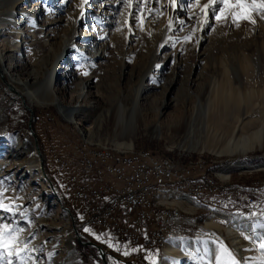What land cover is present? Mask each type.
I'll list each match as a JSON object with an SVG mask.
<instances>
[{"label":"rangeland","instance_id":"374dc122","mask_svg":"<svg viewBox=\"0 0 264 264\" xmlns=\"http://www.w3.org/2000/svg\"><path fill=\"white\" fill-rule=\"evenodd\" d=\"M99 1L90 0L87 9H91V15L94 16L92 19L90 16L84 24L86 26L82 21L80 23V18L78 24L75 20L78 31H91L93 25L96 29L103 26L105 17L95 14L97 5L91 7ZM31 2L28 1V9ZM207 3L208 0H175L174 3L170 0H130L128 7L121 11L118 24L111 29L110 40L114 48L107 59L89 65L73 53L68 55L65 69L57 78V86H63L65 90H59L56 94L69 106H73L76 101L81 104L75 115L87 127L86 132L83 126L79 127L64 119L55 105H33L31 116L21 104L20 98L6 91L8 87L0 75V160L14 158L9 155L10 150L16 148L18 138L26 139L34 145L31 128L46 163L45 171L66 207L72 212L78 231L103 247L109 264L142 263L134 260L135 250L121 243L109 230L93 227L83 221L85 205L65 194L64 173L53 159L57 155L73 161V150L86 142L97 151L107 147L109 152H121L119 154L147 149L155 158H172L177 160L178 165L184 166L207 159L208 173L202 176L218 181L224 188L237 185L241 193L231 198L223 192L208 195V206L202 199L200 207L206 209L199 208L187 214L190 217L196 216L197 226L191 229L182 226V230L188 231L169 233L166 244L193 240L197 245L206 241L203 249L197 246L188 249L194 256L204 253L203 264H264V249L260 248V244L264 243V234L244 236L248 247L243 257L240 249H233L226 231L229 226L237 228L245 223L264 225V169H233L225 176L227 179L219 174V170L235 161H244L250 166L264 162V136L257 140L263 145L261 148L239 155L225 153L228 124L237 121L258 122L255 120L257 110L264 103V89H261L264 87V9L253 11L251 20L238 22H233L231 14L219 21L209 14L207 24L202 26L205 20L203 6ZM177 4H181L185 11L174 16ZM38 7V12H47L43 4ZM33 9L30 7L31 12ZM214 11L219 13V8ZM42 17L39 16L41 21L38 23L34 44L28 41V30H23L25 24L20 25L22 30L17 35L6 34L10 30L8 28L0 31V54L5 59L4 66H10L23 75L38 72L39 77L52 67L55 54L62 45L59 33L69 35L71 22L57 26L51 24L50 17L49 22H45L46 19L44 21ZM72 17H76V14ZM127 17L130 18L129 25L125 24ZM44 37L50 39L49 46H41ZM13 44L18 45L16 51L10 50ZM154 60L160 65L153 67L144 80L145 90L138 104L135 122L139 127L138 133L132 138V145L124 147L118 142L127 138H121L119 127L115 128L111 111L117 102L123 104L126 114L131 110L141 77ZM246 60L249 62L247 66L244 64ZM69 71L75 74L72 80L63 76L65 72L69 74ZM225 83L235 91L236 101L225 103L221 97L223 92L215 98V91L220 90ZM210 89L213 92L208 102ZM24 99L27 104V99ZM245 108H252L249 115H245ZM107 112L111 115L106 116ZM188 122H206V128L196 127L198 130L190 138L187 135ZM218 122L223 124L218 125ZM154 126H159L160 132L152 131ZM87 133L92 140L84 138ZM230 145L235 146V143L231 142ZM26 156L25 153L19 158ZM216 164H220V167H215ZM76 172L82 176V170ZM4 174L0 176V203L10 210L0 209V225L8 224L12 228L22 229L13 232V235L18 237L19 248L24 249L26 243L30 251L20 253L24 257L23 262L15 255L8 257L5 252L3 264H8L9 259L13 264H50L49 260L41 256L43 248L37 250L34 246L44 231L38 229L37 224L45 222L56 225L55 244L59 246L67 239L69 232V228L63 226V211L47 195L45 185L39 180L30 184L28 176L18 179L12 172ZM87 176L92 179L91 174ZM27 190L33 198L25 199L28 196ZM9 191H14V195ZM250 197L253 202H250ZM214 212L245 218L242 220L217 215L213 217L217 225L215 230L202 228L205 219ZM86 228L90 231H85ZM19 240L24 243H19ZM213 243H216V248H213ZM78 246L75 245V250L84 264L102 263L93 247ZM125 252L128 254L125 255ZM161 252V249H154L150 257L146 256L147 264H159ZM190 263L191 259H188L180 264ZM172 264L176 262L172 261Z\"/></svg>","mask_w":264,"mask_h":264},{"label":"bare ground","instance_id":"6f19581e","mask_svg":"<svg viewBox=\"0 0 264 264\" xmlns=\"http://www.w3.org/2000/svg\"><path fill=\"white\" fill-rule=\"evenodd\" d=\"M28 1L30 0H0V31H5L7 28L10 29L6 34L13 33L15 35L20 34L22 27L20 25L25 24L23 30H28L27 38H29V42L32 44L35 42L36 32H38V23L39 16L43 15L42 19L45 22H50L53 25L57 26H65L71 22L70 34L67 35L64 32L59 33V38L62 39V45L59 51L55 54V60L50 69H46L41 77L38 76V72L28 73L23 75L20 72L14 71L10 66H4V58L0 54V74L3 76V80L5 81L8 89L7 92H13L17 97L22 98L27 107L32 109L33 105H55L58 108V111L62 115L64 119L69 122H73L77 126H83L80 119L76 118V112L81 107L77 101L73 106H69L65 104V101L61 97H57V91H64L65 88L63 86H57V78L60 76L62 70L65 69V65L68 62V55L73 53L78 57L79 60L83 62L93 65L98 61L105 60L108 57V54L113 52L114 46H112V41L110 40L111 29L115 28L118 24L119 17L121 15V11L128 7L130 0H100L95 5L97 10L94 11L95 14H100V17L104 18V23L101 28L91 27V31H78L77 24L78 19L80 18V23L82 21L83 25L88 22V20L93 18L94 15H91L93 11L91 9H87L90 0H32L31 6L29 5L28 9ZM86 4L84 8L83 4ZM43 4L46 14L44 12H38L39 5ZM155 5V4H154ZM90 6V5H89ZM164 6V5H161ZM30 7H34L31 12ZM37 7V8H36ZM152 8H155L154 6ZM85 11V12H84ZM185 9L182 8L181 4H177L173 15L182 14ZM76 14V17H72L73 14ZM173 16V17H174ZM175 18V17H174ZM77 19V20H76ZM75 20L77 24H75ZM94 20V19H93ZM95 21V20H94ZM37 22V25H36ZM44 22V24H45ZM130 18L127 17L125 19V24L129 25ZM150 22V21H149ZM42 23V22H41ZM95 23V22H94ZM7 27H2V26ZM86 26V25H84ZM19 29V30H18ZM49 29H46V31ZM42 32V30L39 29ZM44 31V30H43ZM4 33V32H3ZM43 34V33H42ZM25 35V34H24ZM27 41V39H26ZM50 39H46L41 42V46H49ZM18 45L13 44L11 51H16ZM156 56V55H155ZM154 56V57H155ZM244 64L247 66L249 62L246 60ZM160 64L156 62V60L152 61L149 69L142 75L140 84L136 90V93L133 98V103L131 110L126 114L124 106L121 102H117L112 109V117L115 121V128L119 127L118 133L121 138H127L125 141H119L118 144L122 146L130 147L132 145V138L137 135V131L139 127L137 126L136 117L138 115V104L141 99V96L145 90L144 80L147 76H149L151 69L153 67H157ZM67 73V74H66ZM77 73V70L75 71ZM62 74V73H61ZM75 74L69 71L63 74L64 77L71 79ZM78 75V74H77ZM5 77V78H4ZM72 80V79H71ZM70 81V80H68ZM226 85L221 87L220 90L215 91V98L217 95L223 94V100L225 103H228L233 100L236 101L235 91L231 86L227 87ZM264 86V85H263ZM262 86V87H263ZM261 89H264L261 88ZM212 89L208 91V102H210V95L212 94ZM219 97V96H218ZM27 99V104L25 99ZM261 106V105H260ZM252 109V108H251ZM251 109H244L245 115H249ZM106 116H110L109 112L105 114ZM251 117V116H250ZM258 122H231L228 125L227 132L225 135H228V142L226 146L225 153H234V154H245L248 150H252L255 148H261L263 145L257 140L264 136V103L257 110V116L255 118ZM223 124V122H218V125ZM248 125H251V128H247ZM196 127L199 129L206 128V122H188L187 123V135L188 137H193L195 135ZM86 132L87 127H84ZM246 129V130H245ZM154 132H160L159 126H154L152 128ZM84 138L86 140H92L89 133L84 134ZM193 139V138H192ZM235 141V142H234ZM231 142L235 143V146H231ZM87 143V142H86ZM88 147L96 150L92 147V144H86ZM95 145V144H94ZM16 148H12L10 150L11 158L10 160H0V176L4 173L12 172L18 179H22L28 176L29 183H34L36 181H40L46 187L47 195H50L49 189L47 188L41 172L40 165V157L38 156L36 146L33 145L28 140H24L23 138H18V142L15 144ZM231 146V147H230ZM10 147V146H9ZM84 147V145L82 146ZM104 148V149H103ZM11 149V148H10ZM103 149V151H102ZM101 152H109L107 147H102ZM100 151V150H99ZM120 151V150H119ZM117 152V151H116ZM153 154L150 151H147ZM27 154L25 158H19L22 154ZM118 153V152H117ZM121 153V152H119ZM118 153V154H119ZM125 153V152H124ZM132 153V152H131ZM129 154H119V157H127ZM222 153V152H220ZM31 155L29 158L28 155ZM154 155V154H153ZM18 160H14V159ZM162 159V158H155ZM169 159V158H167ZM172 159V158H171ZM44 161V159H43ZM24 164V165H23ZM202 165V160H197L195 162H190L186 166H195ZM184 166V165H182ZM44 167V162H43ZM253 168H263L264 162L257 165H247L244 161H235L227 164L221 170H219V174L223 176H227V173L232 171L233 169L237 170H246ZM45 169V168H44ZM203 173H199V181L200 183H208V177H203ZM207 175V173H205ZM5 175V174H4ZM226 178V177H225ZM228 178V177H227ZM226 178V179H227ZM211 180L212 186L224 187L218 181L213 179ZM9 193H13L14 191H9ZM38 193V192H37ZM33 194V193H32ZM25 199L33 198L30 195V192H26ZM159 200V192H152L149 195V203H147V210H150L151 215H159L161 214V207L154 206ZM202 202L198 196L191 194L190 192H178V199L176 198V188H165L163 189L162 196V205L168 212H176L179 215H183L184 217H190L187 214H192L196 209H199ZM65 222L63 226L65 229L69 228L68 236L66 240L62 241V244L57 246L55 244L57 240V234L54 227L56 225L39 222L37 224L38 229H44V231L40 235L39 241L34 244L35 248L40 250L43 248V252L41 256L45 260H49L50 264H84L79 256L76 253L75 245L77 242V237L73 231L71 220L68 212H63ZM220 215L221 217H232L234 219H242L244 220V216H230L227 214H219L217 212L212 213L209 217H207L202 225V228L211 230L216 229L217 225L213 220L214 216ZM182 226H189V223H182ZM227 238L233 244L234 250L236 248L240 249L241 254L245 257V251L248 247V243L244 241V236L246 235H258L264 234V225L254 226L251 223H245L240 227L234 228L229 226L227 228ZM178 233V232H177ZM56 234V235H55ZM59 236V235H58ZM169 233L164 235V243L161 252V259L159 264H172V261H175L176 264H180L185 260L191 259V263L203 264L205 261L204 253L201 256L192 255L188 249L191 248H200L203 249L206 245V241H202L196 243L195 245L193 240H189L186 243L181 241H175L166 244ZM166 244V245H165ZM165 245V246H164ZM213 248H216V243H213ZM94 248V247H93ZM95 249V248H94ZM96 250V249H95ZM197 250V249H195ZM97 251V250H96ZM52 254L49 256V254ZM98 253V252H97ZM98 257L100 255L98 254ZM100 259V258H99ZM102 262V261H101ZM95 264H103L100 262H96ZM109 264V263H108Z\"/></svg>","mask_w":264,"mask_h":264},{"label":"built area","instance_id":"2783aa9c","mask_svg":"<svg viewBox=\"0 0 264 264\" xmlns=\"http://www.w3.org/2000/svg\"><path fill=\"white\" fill-rule=\"evenodd\" d=\"M73 153V161L53 156L64 173L63 191L85 205V223L109 230L121 243L135 250L134 260L142 264H147L149 250H162L166 233L188 231L182 230V223H189V229L197 226L196 216L184 217L163 207V189L176 188L177 199L178 192H190L204 199L207 206L208 195L223 192L231 198L241 193L237 185L212 186L209 177L208 183H200L199 173H208L207 159H202V165L182 166L175 159H155L147 149L119 157L116 151L101 152L85 144L76 147ZM76 170H82V176ZM152 192H159V200L154 203L161 207L159 215H151L147 210ZM249 200L253 202L251 197Z\"/></svg>","mask_w":264,"mask_h":264},{"label":"snow or ice","instance_id":"6c2138e0","mask_svg":"<svg viewBox=\"0 0 264 264\" xmlns=\"http://www.w3.org/2000/svg\"><path fill=\"white\" fill-rule=\"evenodd\" d=\"M170 2L174 3L175 0H170ZM221 5L223 6L221 7ZM215 8H219V13L214 11ZM256 9H264V0H208V3L203 6L205 20L202 22V26L207 24L209 14L215 16L218 21L231 14L233 22H238L240 20H251V13ZM0 209L10 210L2 203H0ZM19 231L23 230L12 228L8 224L0 225V264H3L5 252H7L8 257L15 255L23 262L24 257L20 253L24 250L30 251V249H27L26 243L24 249L19 248L18 237L13 235V232ZM85 231H90V229L86 228ZM19 243H24V241L19 240ZM260 248L264 249V243L260 244ZM124 254L127 255L128 253L125 252ZM51 255L50 253L49 256ZM8 264H13L11 259H9Z\"/></svg>","mask_w":264,"mask_h":264},{"label":"water","instance_id":"95a60500","mask_svg":"<svg viewBox=\"0 0 264 264\" xmlns=\"http://www.w3.org/2000/svg\"><path fill=\"white\" fill-rule=\"evenodd\" d=\"M1 75V74H0ZM1 78L3 79V76L1 75ZM9 88V87H8ZM10 89V88H9ZM21 100V104L23 105L24 108H26L31 116L33 115V110L30 109L29 107H27L24 103V100L22 98H20ZM31 119V118H30ZM30 132L33 136V139H34V144L36 146V150H37V153H38V156L40 157V165H41V172H42V177H43V180L47 186V188L49 189V192H50V197L56 202V204L61 208V210L63 212H68L69 213V217H70V220H71V224H72V228H73V231L77 237V243L79 245H88V246H91V247H94L96 250H97V254L100 255V260L103 262V264H108V255H107V252L103 249V247L92 241L90 238L86 237V236H83L79 231H78V228L76 227L75 225V221H74V218H73V215H72V212L70 211V209L68 207H66L63 202H62V199L60 197V195L57 193L55 187H54V184L53 182L51 181V179L48 177L44 167H43V155H42V152L38 146V143H37V138H36V135L35 133L32 131V129L30 128ZM260 164V163H259Z\"/></svg>","mask_w":264,"mask_h":264},{"label":"trees","instance_id":"16d2710c","mask_svg":"<svg viewBox=\"0 0 264 264\" xmlns=\"http://www.w3.org/2000/svg\"><path fill=\"white\" fill-rule=\"evenodd\" d=\"M44 165H45V168H46V163H45V160H44ZM215 167H220V164H216L215 165ZM52 180V179H51ZM58 191V190H57ZM62 198V197H61ZM62 201H63V203H64V205L66 206V204H65V202H64V200H63V198H62ZM82 224H84V223H82ZM91 239V238H90ZM91 240H93V239H91ZM94 241V240H93ZM77 245V248H79V246H78V244H76Z\"/></svg>","mask_w":264,"mask_h":264},{"label":"crops","instance_id":"0c3cea01","mask_svg":"<svg viewBox=\"0 0 264 264\" xmlns=\"http://www.w3.org/2000/svg\"><path fill=\"white\" fill-rule=\"evenodd\" d=\"M153 250H154V249H153ZM153 250H149V251L147 252V257H150V256H151V252H152Z\"/></svg>","mask_w":264,"mask_h":264}]
</instances>
